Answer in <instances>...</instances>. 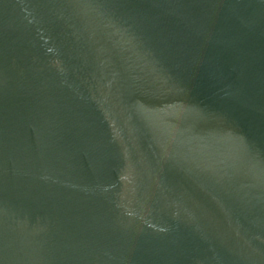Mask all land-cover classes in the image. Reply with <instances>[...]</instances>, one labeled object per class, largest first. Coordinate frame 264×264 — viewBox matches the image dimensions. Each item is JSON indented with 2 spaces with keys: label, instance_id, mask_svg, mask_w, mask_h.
<instances>
[{
  "label": "water",
  "instance_id": "obj_1",
  "mask_svg": "<svg viewBox=\"0 0 264 264\" xmlns=\"http://www.w3.org/2000/svg\"><path fill=\"white\" fill-rule=\"evenodd\" d=\"M0 264H264V0H0Z\"/></svg>",
  "mask_w": 264,
  "mask_h": 264
}]
</instances>
